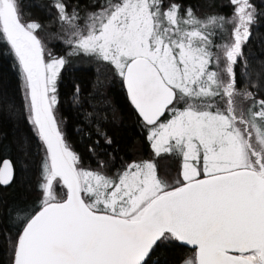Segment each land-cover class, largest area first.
<instances>
[{"label":"snow or ice","instance_id":"6c2138e0","mask_svg":"<svg viewBox=\"0 0 264 264\" xmlns=\"http://www.w3.org/2000/svg\"><path fill=\"white\" fill-rule=\"evenodd\" d=\"M230 2L234 42L223 46L220 70L212 68L220 56L210 51L209 28L224 17L200 20L191 7L181 16V5L164 7V0H109L81 26L78 8L52 5L69 27L73 53L95 55L123 78L156 154L182 158L170 184L151 161L129 163L115 176L103 161L98 170L77 166L53 115L66 60L45 63L35 35L41 24L22 23L17 0H0V32L19 61L29 119L47 150L42 198L19 208L13 264H147L154 247L172 239L195 246L184 264H264V99L237 90L234 70L255 9L249 0ZM165 111L172 118L161 123ZM12 178L5 161L0 184ZM57 178L66 198L55 193Z\"/></svg>","mask_w":264,"mask_h":264},{"label":"trees","instance_id":"16d2710c","mask_svg":"<svg viewBox=\"0 0 264 264\" xmlns=\"http://www.w3.org/2000/svg\"><path fill=\"white\" fill-rule=\"evenodd\" d=\"M54 2L17 0L24 20L41 24L35 33L42 41L47 59L61 57L69 48L55 40L56 34L66 26L58 20L57 10L52 7ZM63 2L68 5L69 13L78 8L83 18L106 6L109 0ZM172 3L181 5L182 15L191 7L198 17L220 15L232 19L235 11L230 0H164V7ZM251 3L255 9L254 21L235 65L236 87L254 93L256 99H264V0H251ZM55 95L54 106L65 139L84 167L98 170V162L103 161L105 174L114 176L131 162L151 159L157 163L161 175H178L180 158L175 154L156 158L123 78L109 62L72 52L59 74ZM29 116L19 61L0 32V166L5 159H10L14 166L12 182L7 186L0 184V264H13V246L21 230L20 206L31 207L42 198L39 185L44 182L42 165L47 157L46 146ZM56 192L58 198H66L65 186H57ZM194 252L179 241L164 240L154 247L147 264H182Z\"/></svg>","mask_w":264,"mask_h":264},{"label":"rangeland","instance_id":"374dc122","mask_svg":"<svg viewBox=\"0 0 264 264\" xmlns=\"http://www.w3.org/2000/svg\"><path fill=\"white\" fill-rule=\"evenodd\" d=\"M113 3H115L114 1H111ZM250 4L252 5L251 3V0H249ZM107 6V4H106ZM253 7V5H252ZM254 8V7H253ZM101 9H99L98 11H100ZM96 11V12H98ZM19 14H20V19H21V22L22 23H25L27 24L28 22L26 20H24V18L22 17L20 11H19ZM81 16V15H80ZM181 16H183L181 14ZM211 16H215V15H209V16H205V17H198L196 16L198 19L200 20H204L206 19L207 17H211ZM85 17V16H84ZM83 17V18H84ZM217 17H224V22L222 24V26H211L209 28V31L213 33V35H211L210 39L212 40V46L210 48V51H212L215 55H219L220 56V62L219 64L217 65L215 63V60L212 64V68L213 70H220V69H223L224 66H225V58L223 56V46L226 45V44H231L233 41V28L235 27V22L230 18V17H225V16H217ZM83 18L81 17V20L79 21V23L81 24V26L83 25ZM66 27H64V29L60 30V33H58V35L56 34L55 36V40L56 41H61L64 43L65 46L69 47L68 50H67V53L62 55L61 57L65 58L66 62L68 61V58H69V55L70 53L73 52V47L74 45H69L67 43V40L70 38V30H69V27L68 25L65 24ZM35 35H37L35 33ZM37 37L39 38V36L37 35ZM40 39V38H39ZM41 40V39H40ZM91 55V54H90ZM95 56V55H93ZM96 58H98L97 56H95ZM54 58V57H53ZM44 59H45V63L49 62L50 59H47V54H46V51L44 50ZM66 64V63H65ZM63 68V67H62ZM62 68L60 69L58 75H57V78H56V83H57V80H58V77H59V74L62 70ZM25 89H26V84H25ZM238 90V89H237ZM239 91H242V90H239ZM247 103H251L250 101L247 102ZM247 103L245 104V107H247ZM56 108L55 106H53V115L57 121V127L59 129V131L61 132V135L65 141V143L69 146V144L67 143L66 139H65V135H64V132H63V129H62V126H61V122H60V119L58 118V115L56 113ZM172 118V113L170 111H167V114L162 118L160 119V122L161 123H166L168 120H170ZM147 130V139H148V135H149V131L148 129L146 128ZM149 140V139H148ZM150 142V141H149ZM151 143V142H150ZM70 150L73 151L71 149V147L69 146ZM151 149L154 153V155L156 156V158L159 156V157H162V155H172V154H175L177 155L178 158H180V170H179V173L177 176H173L172 174H164V175H161L159 170H158V166H157V163L155 162V160H151V159H147V160H144V161H151L153 162L156 167H157V174L158 176L161 178V179H164L166 180L168 183H175V181L179 178V174H180V171H181V166H182V158L175 152H172V153H163L161 152L159 155L156 154V151L152 148L151 146ZM46 151V155H47V150L45 149ZM74 152V151H73ZM75 153V152H74ZM76 154V153H75ZM134 162H143V161H134ZM132 163V162H131ZM79 168H83V169H89L87 167H84L80 160H79V163L77 165ZM92 170V169H91ZM109 176H112V175H109ZM115 176V175H114ZM53 185H54V190H55V193L58 197V194L56 192V189H57V186H61L62 185V181L59 180V178H57L56 180L53 181ZM194 254H191L189 257H187L185 260H187L188 258L192 257ZM184 260V261H185ZM184 261L182 262V264H184Z\"/></svg>","mask_w":264,"mask_h":264},{"label":"water","instance_id":"95a60500","mask_svg":"<svg viewBox=\"0 0 264 264\" xmlns=\"http://www.w3.org/2000/svg\"><path fill=\"white\" fill-rule=\"evenodd\" d=\"M125 87H126V85H125ZM126 90H127V87H126ZM127 93H128V91H127ZM128 96H129V94H128ZM130 98V97H129ZM130 101H131V99H130ZM132 103V102H131ZM134 106V105H133ZM134 108H135V106H134ZM136 110V109H135ZM137 111V110H136ZM138 112V111H137ZM166 113H167V111H165V113L160 117V119H162L165 115H166ZM5 161H8L9 163H10V165H11V169H12V174H13V178H14V166H13V163H12V161L10 160V159H5L3 162H2V164H1V166H0V168H2L3 166H4V162ZM13 178H12V180H13ZM12 180L9 182V184L12 182ZM9 184H7V185H9ZM3 185V184H2ZM7 185H3V186H7ZM66 187V186H65ZM67 189V188H66ZM180 242V241H179ZM180 243H182L183 245H185V246H187V247H189V248H191V249H194L195 250V246H192V245H188V244H186V243H184V242H180Z\"/></svg>","mask_w":264,"mask_h":264},{"label":"flooded vegetation","instance_id":"af4514ba","mask_svg":"<svg viewBox=\"0 0 264 264\" xmlns=\"http://www.w3.org/2000/svg\"><path fill=\"white\" fill-rule=\"evenodd\" d=\"M167 114V113H166Z\"/></svg>","mask_w":264,"mask_h":264}]
</instances>
